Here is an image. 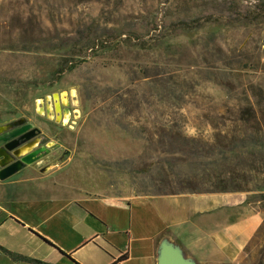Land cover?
<instances>
[{
    "label": "rangeland",
    "instance_id": "374dc122",
    "mask_svg": "<svg viewBox=\"0 0 264 264\" xmlns=\"http://www.w3.org/2000/svg\"><path fill=\"white\" fill-rule=\"evenodd\" d=\"M60 92L66 127L36 108ZM255 105L264 0H0V128L32 124L34 148L53 144L32 166L79 195L226 187L262 223L235 263L213 264H264V126L238 121Z\"/></svg>",
    "mask_w": 264,
    "mask_h": 264
},
{
    "label": "crops",
    "instance_id": "0c3cea01",
    "mask_svg": "<svg viewBox=\"0 0 264 264\" xmlns=\"http://www.w3.org/2000/svg\"><path fill=\"white\" fill-rule=\"evenodd\" d=\"M48 172L0 181V264H157L163 245L195 264L235 263L262 223L232 193L79 195Z\"/></svg>",
    "mask_w": 264,
    "mask_h": 264
},
{
    "label": "water",
    "instance_id": "95a60500",
    "mask_svg": "<svg viewBox=\"0 0 264 264\" xmlns=\"http://www.w3.org/2000/svg\"><path fill=\"white\" fill-rule=\"evenodd\" d=\"M38 130L27 123L4 132L0 129V181H5L24 167L32 166L50 153L47 147L33 148L29 153L20 155L22 146H31L35 142ZM157 264H195L186 260L182 253L168 245H163L159 251Z\"/></svg>",
    "mask_w": 264,
    "mask_h": 264
},
{
    "label": "bare ground",
    "instance_id": "6f19581e",
    "mask_svg": "<svg viewBox=\"0 0 264 264\" xmlns=\"http://www.w3.org/2000/svg\"><path fill=\"white\" fill-rule=\"evenodd\" d=\"M74 93L73 92L70 93L71 98L75 96ZM36 108H37V113L40 116H45L50 121L55 120L57 123H59V125L63 127L68 126L70 124V120H72L73 113L69 108V95L66 94L65 92L54 94L51 97L48 96L46 97L45 101H37ZM33 145L29 147L33 149L34 148ZM52 145H53L52 143H49L47 144V147H51ZM29 150L30 149L28 147H22V148L20 147L19 154L25 155L31 151Z\"/></svg>",
    "mask_w": 264,
    "mask_h": 264
},
{
    "label": "trees",
    "instance_id": "16d2710c",
    "mask_svg": "<svg viewBox=\"0 0 264 264\" xmlns=\"http://www.w3.org/2000/svg\"><path fill=\"white\" fill-rule=\"evenodd\" d=\"M254 106H249L244 108L243 110L239 111V116H238V121L240 122H249L253 121L254 123H259L262 121V124L264 126V112L260 111V107L258 105ZM257 108V109H256ZM264 132V129H263ZM216 191L217 193H226V192H232V191H227L226 187L219 188ZM34 264H40L38 261H33Z\"/></svg>",
    "mask_w": 264,
    "mask_h": 264
},
{
    "label": "flooded vegetation",
    "instance_id": "af4514ba",
    "mask_svg": "<svg viewBox=\"0 0 264 264\" xmlns=\"http://www.w3.org/2000/svg\"><path fill=\"white\" fill-rule=\"evenodd\" d=\"M72 116H73V115H72ZM42 117H45V116H42ZM45 118L47 119V117H45ZM47 120H48V119H47ZM49 121H50V120H49ZM53 121H55V120H53ZM71 121H72V120H70V123H71ZM55 122H56V121H55ZM19 127H20V126H19ZM15 128H17V127H14V129H15ZM11 130H12V129H11ZM9 131H10V130H9ZM4 132H8V131H7V130H4ZM2 145H3V144L0 143V147H1Z\"/></svg>",
    "mask_w": 264,
    "mask_h": 264
}]
</instances>
